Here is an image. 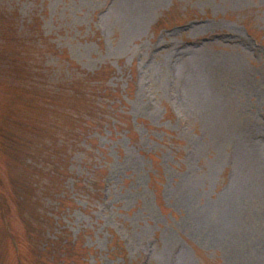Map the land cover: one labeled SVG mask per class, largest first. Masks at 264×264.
I'll list each match as a JSON object with an SVG mask.
<instances>
[{"label": "rangeland", "instance_id": "obj_1", "mask_svg": "<svg viewBox=\"0 0 264 264\" xmlns=\"http://www.w3.org/2000/svg\"><path fill=\"white\" fill-rule=\"evenodd\" d=\"M0 264H264V0H0Z\"/></svg>", "mask_w": 264, "mask_h": 264}]
</instances>
